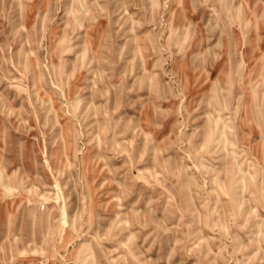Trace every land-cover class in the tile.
<instances>
[{
	"label": "rangeland",
	"instance_id": "374dc122",
	"mask_svg": "<svg viewBox=\"0 0 264 264\" xmlns=\"http://www.w3.org/2000/svg\"><path fill=\"white\" fill-rule=\"evenodd\" d=\"M0 264H264V0H0Z\"/></svg>",
	"mask_w": 264,
	"mask_h": 264
},
{
	"label": "bare ground",
	"instance_id": "6f19581e",
	"mask_svg": "<svg viewBox=\"0 0 264 264\" xmlns=\"http://www.w3.org/2000/svg\"><path fill=\"white\" fill-rule=\"evenodd\" d=\"M232 147V146H231Z\"/></svg>",
	"mask_w": 264,
	"mask_h": 264
}]
</instances>
